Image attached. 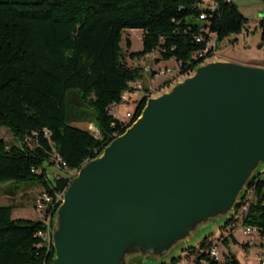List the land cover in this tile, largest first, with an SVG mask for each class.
Listing matches in <instances>:
<instances>
[{"label": "trees", "instance_id": "trees-1", "mask_svg": "<svg viewBox=\"0 0 264 264\" xmlns=\"http://www.w3.org/2000/svg\"><path fill=\"white\" fill-rule=\"evenodd\" d=\"M246 24L233 0H0V126L16 138H0V181L32 180L54 194L47 166L55 158L66 168H78L139 115L145 97L128 125L109 111L129 82L143 78L145 71L124 60L123 29L143 31L142 48L130 51V57L157 49L158 58L174 59L186 75L202 62L194 54L203 50L209 33L218 43ZM258 26L261 48L264 15ZM72 121L92 122L96 133ZM247 190L242 223L256 228L264 247V170L252 175L242 194ZM12 210L11 203H0V264H52V242L38 233L44 221L13 217ZM231 222L226 217L223 228ZM224 229L218 236L223 244L230 238L237 242L232 228ZM211 235L198 247L190 245L189 254L206 264H223L205 249ZM221 252L225 263L241 264L231 251ZM179 258L172 255L169 262Z\"/></svg>", "mask_w": 264, "mask_h": 264}, {"label": "water", "instance_id": "water-1", "mask_svg": "<svg viewBox=\"0 0 264 264\" xmlns=\"http://www.w3.org/2000/svg\"><path fill=\"white\" fill-rule=\"evenodd\" d=\"M264 15V10L261 11ZM264 161V63L213 59L154 95L73 177L52 219V264H130L229 216Z\"/></svg>", "mask_w": 264, "mask_h": 264}, {"label": "rangeland", "instance_id": "rangeland-1", "mask_svg": "<svg viewBox=\"0 0 264 264\" xmlns=\"http://www.w3.org/2000/svg\"><path fill=\"white\" fill-rule=\"evenodd\" d=\"M233 2L247 18V24L239 34L226 37L217 43L216 59H231L247 64L263 65L264 46L258 48L257 43L260 39L258 20L263 16L261 11L264 9V0H233ZM142 33L143 31L141 28H125L122 31L120 44L123 51V58L127 64L132 66L142 65L144 68L151 67L149 70L144 71V76L140 79L146 86L153 88L152 95H154L169 86L168 83H164L163 81L173 74L176 65H174L173 61L170 59L158 58L159 52L157 49H154L149 53L150 55L148 57L145 55L134 58L130 57V51L142 48ZM127 38L130 39V46H127L126 44ZM232 40L235 41L232 42ZM158 68H172V72H158L155 75H152L154 70ZM112 111L122 115L124 109L122 105H115L113 106ZM71 123L88 130L94 129V132L96 133V129L92 122L72 121ZM0 138H3L7 142H16V138L13 136L12 132L5 126H0ZM47 168H49V170L58 169L61 172L67 173L57 165L56 160H54V164L47 166ZM258 170H264V161L258 163ZM76 172L77 169L73 174H67H69L70 177H73ZM41 190V185L32 180L0 181V203H11L13 205V217L40 218L41 213L36 209V202ZM59 191L62 193L61 201L64 190ZM225 218L226 216L223 214L209 217L196 224L186 237L175 239L172 246L166 252L158 254L160 252L154 250V252L146 253L144 255L138 254L130 259V264H160L163 261H165V264H175L169 262L172 255H178L190 245L198 244L206 235L216 234L218 229H223L222 225ZM232 234L235 235L234 237L237 242L230 238L228 244H223V241L220 238L217 239L220 251L222 249L225 251H231L241 264H259L258 258L264 248L262 245V238L255 233L251 244L245 242L247 235L243 233L241 226H238L236 223L232 226Z\"/></svg>", "mask_w": 264, "mask_h": 264}, {"label": "built area", "instance_id": "built-area-1", "mask_svg": "<svg viewBox=\"0 0 264 264\" xmlns=\"http://www.w3.org/2000/svg\"><path fill=\"white\" fill-rule=\"evenodd\" d=\"M203 16V15H200ZM197 39H203V35L201 34ZM194 56L202 57L203 61L213 60L217 57V43L215 39V34L209 33V37L205 39V46L203 50L194 54ZM151 67H146L145 70H149ZM158 72H172V68H158L154 70L152 75H155ZM183 75L179 72V66L176 63L175 71L173 74L165 79L163 82L170 84L177 78L182 77ZM162 82V83H163ZM153 88L146 86L141 79L132 80L129 82V87L124 89L121 93V98L119 102H114L109 106L110 113L121 121L124 124H129L132 121L134 113L136 111L137 105L142 98H146L149 95H152ZM115 105H122L124 112L122 115L113 112L112 108ZM96 129V127L94 126ZM94 131V129H91ZM57 165L60 166L67 173L73 174L77 168L69 169L66 168L65 162H60V158H55ZM249 190L245 191L238 199L237 204L234 206L232 213L228 216L232 219V222L227 225L226 229H223L228 232L232 228V226L236 223L238 226H241L244 234L247 235V239L245 240L247 243L251 244L253 242V235L256 233V228L252 225H245L242 223L243 215L247 209L248 198L250 197ZM62 193L57 189L54 191V194L49 193L46 190H41L40 195L38 196L36 202V209L41 213V219L45 223V228L38 231V233L42 236V238L47 242H52L51 233H52V218L55 212L57 205L60 202ZM220 230H217L216 234L211 235V244L205 248L211 257H214L217 260H221L223 264H233L232 262H226L223 257L222 252L218 247V236ZM194 248L198 247V244L193 245ZM180 258L175 262V264H206V261L203 259L197 260L195 256L189 254V247L178 254ZM183 257V260H182ZM259 264H264V248L260 257L258 258Z\"/></svg>", "mask_w": 264, "mask_h": 264}, {"label": "crops", "instance_id": "crops-1", "mask_svg": "<svg viewBox=\"0 0 264 264\" xmlns=\"http://www.w3.org/2000/svg\"><path fill=\"white\" fill-rule=\"evenodd\" d=\"M150 54H146L145 56H149ZM170 60H172L173 61V63H174V65H176V62L174 61V59H172V58H170ZM234 233V232H233ZM235 236V235H234ZM240 239H242V238H240ZM239 261V260H238ZM240 262V261H239Z\"/></svg>", "mask_w": 264, "mask_h": 264}]
</instances>
